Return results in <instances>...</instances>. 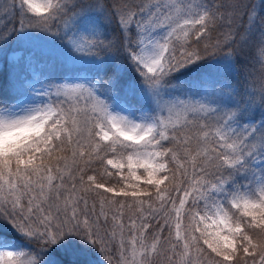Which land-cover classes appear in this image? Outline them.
<instances>
[{
	"label": "snow or ice",
	"instance_id": "1",
	"mask_svg": "<svg viewBox=\"0 0 264 264\" xmlns=\"http://www.w3.org/2000/svg\"><path fill=\"white\" fill-rule=\"evenodd\" d=\"M0 54V264H264V0H12Z\"/></svg>",
	"mask_w": 264,
	"mask_h": 264
},
{
	"label": "trees",
	"instance_id": "2",
	"mask_svg": "<svg viewBox=\"0 0 264 264\" xmlns=\"http://www.w3.org/2000/svg\"><path fill=\"white\" fill-rule=\"evenodd\" d=\"M11 3H12V0H0V8L9 7L11 5ZM9 27H11V25H9ZM37 46H39V45H37ZM24 47H27V46H24ZM24 47H19L21 49V51H20V53H19V55L17 57H21V56L26 55V53L24 51ZM12 48H17V45L15 43H13L10 46V49H12ZM8 53H7V57L10 60L12 57H10L8 55ZM246 58H247V60L249 62V66H251L252 54L248 53ZM69 67H73V68L78 69L80 71L82 70V71L87 72V70L90 67V65L86 61L85 62H76L74 64L70 62L69 63ZM237 67L240 68L241 66L237 65ZM0 68H6L5 55L4 54H0Z\"/></svg>",
	"mask_w": 264,
	"mask_h": 264
},
{
	"label": "rangeland",
	"instance_id": "3",
	"mask_svg": "<svg viewBox=\"0 0 264 264\" xmlns=\"http://www.w3.org/2000/svg\"><path fill=\"white\" fill-rule=\"evenodd\" d=\"M31 43L34 44V45H44L45 44V42L43 40H40V39H34L33 41H31ZM12 49H15V52L13 53V51L10 50L8 55L10 57H13V55H15L17 57L19 55L21 49L19 47L12 48ZM81 72L84 73V74H87V72H85V71L81 70Z\"/></svg>",
	"mask_w": 264,
	"mask_h": 264
}]
</instances>
